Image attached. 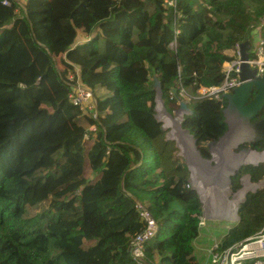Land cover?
Wrapping results in <instances>:
<instances>
[{"label":"trees","instance_id":"16d2710c","mask_svg":"<svg viewBox=\"0 0 264 264\" xmlns=\"http://www.w3.org/2000/svg\"><path fill=\"white\" fill-rule=\"evenodd\" d=\"M19 2L0 0V264H133L129 244L144 227L137 203L158 226L144 264H200L191 241L201 202L155 117L153 77L169 113L171 87L186 90L191 112L181 127L210 158L206 143L226 130L225 102L197 89L221 83L238 43L258 38L264 50V0ZM69 73L92 92L95 116L70 103ZM246 174L264 179V163L241 166L231 191ZM237 215L218 250L258 232L264 186Z\"/></svg>","mask_w":264,"mask_h":264},{"label":"water","instance_id":"95a60500","mask_svg":"<svg viewBox=\"0 0 264 264\" xmlns=\"http://www.w3.org/2000/svg\"><path fill=\"white\" fill-rule=\"evenodd\" d=\"M238 76L240 83L233 87L229 93L223 94V101L225 105L222 108L223 121L226 124V130L224 133L217 139L211 142L206 143V148L210 154V158H203L195 144V139L193 135L190 134L187 130L181 127V121L183 116L190 114L191 109L187 104L180 100L176 94V89L171 87L175 98L179 101L177 107L171 112H167L162 98L160 85L156 77H153V87L156 91L155 96V112L163 113L168 118L167 124H162V128H168L166 136L170 140L175 141V145L179 150V155L183 157L185 166L189 171L188 182L190 188L193 189L198 195L199 201L201 202L202 207V216L207 215L208 218H220L238 221L237 210L240 204L244 201L245 195L248 192H254L256 189H259L264 186V179H261L257 182H251L249 175H244L251 188H248L242 194L241 199H239L234 209V218L230 219L228 216L217 215L212 212L205 214L204 204L201 199V194L197 188L193 186L191 177L193 170L190 167V162L197 161L202 164L199 169H202L203 165H209L210 167H216L217 171L221 167H224L229 172L226 176L227 185L230 186L231 177L239 170L242 165L251 164L256 165L255 163H240L236 167L232 166V159L236 156H239L245 151H253L258 153H263V150L257 151L251 148V144L262 141L264 142V117L258 118L255 121H252L264 108V73L262 75L257 74L256 68L251 67L248 63L250 57L251 43L248 39L238 43ZM251 94H254L252 97ZM159 106V109H158ZM157 109V110H156ZM157 120L160 118L157 117ZM239 145H245L244 147L236 150ZM224 146L226 150H223ZM234 155V157H233ZM203 170V169H202ZM207 171V170H206ZM211 176V175H210ZM217 175H213L211 179H215ZM201 174L200 185L201 188L205 191L211 186V179L205 180ZM242 179L240 185H242ZM231 191V188H230ZM239 191V190H238ZM236 193V192H235ZM129 250V248H128Z\"/></svg>","mask_w":264,"mask_h":264},{"label":"built area","instance_id":"2783aa9c","mask_svg":"<svg viewBox=\"0 0 264 264\" xmlns=\"http://www.w3.org/2000/svg\"><path fill=\"white\" fill-rule=\"evenodd\" d=\"M230 53L233 56V59L223 64V80L221 83L216 86H199L197 89L198 97L206 96L222 102L223 94L229 93L233 87L240 83L238 76L239 60L237 45L230 50ZM248 63L251 67L256 68L257 74L262 75L264 73V50L262 48V41L257 40L253 45ZM75 73L68 74V80H74L71 84V92L68 96L69 101L73 105L78 106L83 113L95 116L93 94L88 88L80 83V80L75 76ZM178 88L177 96L187 104L188 96L186 90L183 87ZM179 101L176 99V104H179ZM157 117L160 118L159 121L162 124H167L162 114L161 117L158 115ZM95 130L96 127L94 125L89 126L83 134V139L85 141L92 139L95 135ZM166 130L168 129L166 128ZM166 138L168 139L167 136ZM135 207L138 210L139 217L144 221V227L131 239L128 251L133 264H144L143 258L145 245L156 235L158 226L155 219L143 204L137 203ZM199 224H202L201 220L199 221ZM213 249L214 251L209 257L208 264H264V222L255 235L240 240L225 249L218 250L217 245H215Z\"/></svg>","mask_w":264,"mask_h":264},{"label":"rangeland","instance_id":"374dc122","mask_svg":"<svg viewBox=\"0 0 264 264\" xmlns=\"http://www.w3.org/2000/svg\"><path fill=\"white\" fill-rule=\"evenodd\" d=\"M18 1H21V0H18ZM79 38H80V36H79ZM156 113L159 117H161V113H159V112H156ZM77 130H79V129L76 126H73L69 130L61 132L60 135L63 136L64 134H68L70 132H76ZM90 142H91V139L87 141V143H90ZM223 150H226V149L224 148ZM236 150H238V149H236ZM178 153H179V150L176 152V154L181 158V160L184 163L183 157H181ZM165 158L166 159H164V160L167 163V165L171 164V162L174 161V159H172V157L165 156ZM200 167H201V165H198V168H200ZM205 170H206V168H205ZM220 170H222V169H220ZM84 175H85V177L90 176V168H89L87 162H85V164H84ZM221 175H222V173H220L219 176H217L214 180L211 181V184H212L217 179V181L215 182V187L217 186L215 189V194H214L215 201H217L219 199L220 193L222 194V192H224V189L221 188V184L218 183V180L221 177ZM188 177H189V171H188ZM94 179L95 178H93V180ZM241 179H243V176L240 177L239 184L241 183ZM208 180H209V178H208ZM200 181H201L200 179H197V181H195V183L197 185H200ZM240 186H241L240 188H243V184ZM228 187L230 188L231 186L228 185ZM240 188H238V190H240ZM208 190H210V189H208ZM219 191H220V193H219ZM230 192H227V196H228L229 200H232L234 198L233 193L237 192V190L236 191H230ZM203 198H205V196H203ZM230 207L231 206H227L225 209H223L219 212L214 211L213 213L217 214V215H223L226 217L227 216L231 217V214L228 213V208H230ZM200 220L202 221V224H199L198 235L191 241V245H192L195 260L200 264H208L209 257L211 255V253L214 251L213 248L215 247V245H217L219 243L220 239L227 233V230L229 228H231L232 226H234L237 221L228 220V219H220V218H214L213 219V218H208L207 215H205V216L201 215Z\"/></svg>","mask_w":264,"mask_h":264},{"label":"bare ground","instance_id":"6f19581e","mask_svg":"<svg viewBox=\"0 0 264 264\" xmlns=\"http://www.w3.org/2000/svg\"><path fill=\"white\" fill-rule=\"evenodd\" d=\"M158 109H159V106H158ZM161 114L163 115L165 122L168 123L167 117L162 112H161ZM226 147L227 146H224L223 148L226 149ZM233 157H234V155H233ZM257 161H264V152L258 153V152H253V151H245V152L241 153L239 156L234 157L232 159L231 164H232V166L236 167L240 163H243V164L244 163H255ZM189 164H190L191 169L193 170L192 177H191L193 186L195 188H197L201 194V199H202V202L204 204L206 214L210 213V211L212 212V210L219 212V211L225 209L227 206H231L230 208H228V213L231 214V217H229V218L233 219L234 218V209L236 207V204L238 203L237 201L239 199H241L242 194L244 193L246 188L247 189L251 188V185H249V182L247 181V179L245 177L242 179L243 188H240V190L238 192L233 193L234 198L232 200H229L228 196H227V192H230V188L227 185V179H226V176H227L229 171L227 169H225L224 167H221L220 169H222V170L218 169V171H217L216 167H210L209 165L206 164V165L202 166L203 170H201L198 168V164H202V163L195 161V163L190 162ZM205 168L207 171L205 170ZM219 172L222 173V175L219 178L218 183L221 184V188L224 189V192H222V194H221L219 191L220 197L217 201H215L214 194H215V189L217 187V186L215 187V182L217 181V179H216V181H214L211 184V186L209 188L210 190L206 191L205 193H204V191L201 190V185H197L195 183V181H197V179H201V174H203V176H207L204 179L208 180V178H210V177L212 178L214 174L219 176V174H220ZM212 180H214V179H211V181ZM203 193H204L203 196H205V198L202 197Z\"/></svg>","mask_w":264,"mask_h":264},{"label":"clouds","instance_id":"9594fccd","mask_svg":"<svg viewBox=\"0 0 264 264\" xmlns=\"http://www.w3.org/2000/svg\"><path fill=\"white\" fill-rule=\"evenodd\" d=\"M255 43H256V42H255ZM255 43H254V44H255ZM254 44H252V46H251L250 53H251V50H252ZM237 45H238V44H237ZM228 53L231 55L230 50L228 51ZM231 56H232V55H231ZM232 57H233V56H232ZM232 59H233V58H232ZM222 66H223V65H222ZM176 94H177V92H176ZM187 106H188V105H187ZM155 113H156V112H155ZM183 117H184V116H183ZM167 119H168V118H167ZM158 121H159V120H158ZM87 129H88V128H87ZM167 129H168V128H167ZM165 130H166V129H165ZM166 132H167V130H166ZM83 140H84V139H83ZM244 146H245V145H239L237 149L239 150L240 148H242V147H244ZM263 163H264V162H263ZM246 165H247V164H246ZM242 166H243V165H242ZM237 192H238V190H237Z\"/></svg>","mask_w":264,"mask_h":264},{"label":"flooded vegetation","instance_id":"af4514ba","mask_svg":"<svg viewBox=\"0 0 264 264\" xmlns=\"http://www.w3.org/2000/svg\"><path fill=\"white\" fill-rule=\"evenodd\" d=\"M258 115H259V114H258ZM258 115H257L252 121H255L256 119L261 118V117H259ZM201 190L204 191L202 188H201ZM205 192H206V191H205ZM205 192H204V193H205ZM204 193L202 194V197H203Z\"/></svg>","mask_w":264,"mask_h":264},{"label":"crops","instance_id":"0c3cea01","mask_svg":"<svg viewBox=\"0 0 264 264\" xmlns=\"http://www.w3.org/2000/svg\"><path fill=\"white\" fill-rule=\"evenodd\" d=\"M18 1V0H17ZM18 3H20L19 1H18ZM80 38H84V36L83 35H80ZM257 40H258V38H255L254 39V42L252 43V44H254L255 42H257Z\"/></svg>","mask_w":264,"mask_h":264}]
</instances>
